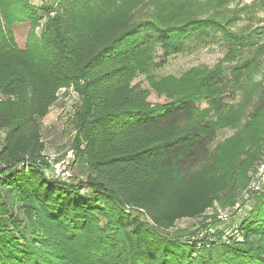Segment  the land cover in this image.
<instances>
[{
	"label": "trees",
	"instance_id": "obj_1",
	"mask_svg": "<svg viewBox=\"0 0 264 264\" xmlns=\"http://www.w3.org/2000/svg\"><path fill=\"white\" fill-rule=\"evenodd\" d=\"M45 1L44 10L31 0H0V264H264V194L227 241L207 222L217 219L207 212L224 192L234 205L264 154V105L244 133L254 138L245 144L251 151L224 149L223 160L191 172L218 127L198 118V103L224 111L231 85L221 65L180 79L149 72L155 46L162 66L210 31L228 40L227 59L237 57L251 37L230 27L248 7L229 13L230 0H117L84 20L62 0ZM42 9L56 13L47 25L51 47L33 32L26 50L11 48V25L35 27ZM254 51L233 68L236 82L250 79L264 43ZM140 74L146 82H135ZM66 88L80 97L74 149L88 168L76 183L48 174L41 132ZM153 93L164 101H150ZM203 216L205 233L194 241L168 233L181 219Z\"/></svg>",
	"mask_w": 264,
	"mask_h": 264
},
{
	"label": "rangeland",
	"instance_id": "obj_2",
	"mask_svg": "<svg viewBox=\"0 0 264 264\" xmlns=\"http://www.w3.org/2000/svg\"><path fill=\"white\" fill-rule=\"evenodd\" d=\"M261 2L263 1L230 0L227 6L230 10L229 13L245 6L249 9V12L243 13V18L232 25L230 30L238 33L240 36L251 37L249 39L250 43L245 45L243 50L240 49L237 54L238 56L231 60L226 58L229 46L228 40L220 32L214 31H210V34L205 36H193L183 52L170 56L162 66H160L164 62L162 49L157 45L154 48V52H152L155 64L150 67L149 72L156 79H180L193 68L206 66L212 69L217 65H221L226 75L225 77L231 85L224 97H222L224 103L227 105L224 111L217 112L212 108L207 99H203L198 103V118H211L217 123L218 127L216 138L210 145L208 154L200 163L193 167L191 172L211 167L223 160L224 149L230 155H233L236 152L242 150V152H247L254 148L252 145L245 146L246 142H254V138L251 135H246L250 134V132L244 133L251 128L249 125L250 120L264 105V97L260 96L261 93H264L262 89L264 87V55L257 57L256 64L249 71L250 79L246 78L245 80L236 82L233 76V68L243 59H253L256 54L254 51L256 45L264 43V5ZM31 3L36 8L42 7L44 10L48 7L45 0H31ZM109 3L115 5L118 4V1L62 0L64 7L77 9L84 20L96 16ZM44 10H41V17L35 27H33V22L30 20L14 22L11 25V35L8 36L11 48L26 50L29 37L33 32L38 41H41L47 48L51 47L55 38L53 35L54 29L47 28V25L49 19L56 13L50 12L46 14L45 12L44 14ZM201 15L205 17L207 14ZM240 52L243 53L240 54ZM139 81L146 82L145 74H140L135 80V82ZM149 100L152 102H163L164 98L160 99L153 93ZM79 104L80 97L72 88L63 89L57 102L43 119L41 128L46 146L44 155L50 162L48 168L52 170L56 165L61 166L69 163L67 167L70 168V173L72 174L70 183L82 182L86 179L88 172L87 166L80 162L74 149L76 130L74 128L73 116ZM242 134L244 135L241 136ZM262 139L263 137L261 136L260 143H262ZM244 156L241 155L239 160ZM259 159L261 160L255 168L247 172L250 181L246 186L240 187V190L238 189L239 192L234 205L228 200L230 191H226L221 194V198L217 199L214 206L207 212L209 217L217 215V219L210 218L207 221L214 222L213 228L210 229L211 233L217 231V229L223 230L225 235L224 240L226 241L228 237L237 235L238 225L250 211L259 206L257 199L264 194V154ZM50 170L48 172L49 175ZM203 221L204 216L195 219H181L168 233L174 236L180 235L185 242H189V240L194 241L195 238L202 237L205 233ZM200 228L203 231H200ZM193 232L196 234L193 235ZM239 239H241V236H239Z\"/></svg>",
	"mask_w": 264,
	"mask_h": 264
},
{
	"label": "built area",
	"instance_id": "obj_3",
	"mask_svg": "<svg viewBox=\"0 0 264 264\" xmlns=\"http://www.w3.org/2000/svg\"><path fill=\"white\" fill-rule=\"evenodd\" d=\"M69 163L66 165H56L54 169L50 170L48 169V172L50 170V176L56 179H59L63 182H70V179L72 177V174L70 173V168L67 167ZM1 165V163H0ZM69 168V169H68ZM263 173H264V165H263Z\"/></svg>",
	"mask_w": 264,
	"mask_h": 264
}]
</instances>
